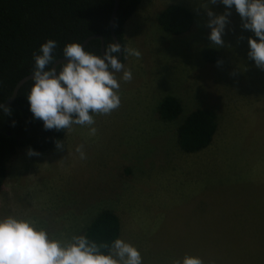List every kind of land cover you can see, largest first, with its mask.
Segmentation results:
<instances>
[{
	"label": "rangeland",
	"instance_id": "obj_1",
	"mask_svg": "<svg viewBox=\"0 0 264 264\" xmlns=\"http://www.w3.org/2000/svg\"><path fill=\"white\" fill-rule=\"evenodd\" d=\"M206 3L143 0L124 27L126 48L142 55L123 60L130 82L117 74L121 106L94 117L95 136L87 126L66 130L63 151L17 150L0 190V219L33 220L67 241L108 209L119 219V239L140 251L143 264L185 255L204 264H264V70L247 56V40L256 38L234 8L224 47L212 45ZM168 5L192 13L188 33L172 36L158 26ZM207 50L216 52L215 63L205 60ZM166 97L181 104L171 122L158 114ZM197 109L214 113L218 128L206 149L187 154L178 128Z\"/></svg>",
	"mask_w": 264,
	"mask_h": 264
},
{
	"label": "clouds",
	"instance_id": "obj_2",
	"mask_svg": "<svg viewBox=\"0 0 264 264\" xmlns=\"http://www.w3.org/2000/svg\"><path fill=\"white\" fill-rule=\"evenodd\" d=\"M222 4L223 14L208 10V5ZM235 9L241 19V27L253 33L256 39L248 38L247 56L257 68L264 70V0H207L206 27L211 31L208 39L217 48L224 47L222 39L231 10ZM243 39V37H240ZM58 44L48 40L33 53L32 86L27 94L29 111L34 119L43 122V129L65 131L73 126H87L89 135L95 136L97 129L94 117L110 115L121 106L120 80L130 82L132 72L126 69L116 54L124 53L138 60L141 52L134 48H122L120 43H109L102 55L86 52L79 43L63 47L66 62L53 67L57 62L54 52ZM218 64L220 61L217 62ZM6 115L11 110L3 105ZM58 150L64 143L55 141ZM83 145L75 152L81 160L86 159ZM29 156L39 155L32 150ZM0 264H143L140 251L131 244L115 239L111 244H97L85 235H73L61 241L36 226V222L8 216L0 219ZM172 264H204L199 257L185 255Z\"/></svg>",
	"mask_w": 264,
	"mask_h": 264
},
{
	"label": "trees",
	"instance_id": "obj_3",
	"mask_svg": "<svg viewBox=\"0 0 264 264\" xmlns=\"http://www.w3.org/2000/svg\"><path fill=\"white\" fill-rule=\"evenodd\" d=\"M143 0H119L114 21V35L122 48L126 47L124 27L136 13ZM114 0H0V104L12 95L15 85L32 75L33 53L48 40L57 42L54 55L63 59L66 44H82L90 36L103 38L104 49L114 43L109 22ZM158 26L167 34L181 36L193 25V15L179 5H168L157 17ZM101 42L90 41L84 48L95 55L100 53ZM117 55V54H116ZM126 54L122 53V60ZM205 60L217 61L216 52L207 50ZM32 80L18 91L16 99L7 108L11 115L0 109V190L7 176V165L17 150H30L45 154L55 148L65 131L43 129V122L32 117L27 94ZM181 104L174 97L164 98L158 107L159 118L164 122L176 120ZM216 116L209 110L197 109L188 115L178 128V145L187 154L206 149L217 132ZM10 134V136L8 135ZM90 241L111 244L120 236V222L110 210L99 211L83 231Z\"/></svg>",
	"mask_w": 264,
	"mask_h": 264
},
{
	"label": "water",
	"instance_id": "obj_4",
	"mask_svg": "<svg viewBox=\"0 0 264 264\" xmlns=\"http://www.w3.org/2000/svg\"><path fill=\"white\" fill-rule=\"evenodd\" d=\"M118 6H119V0H114V4H113V8L111 11V16H110V22H109V29L112 35V38L114 40V43H118L117 39L114 35V21H115V17L117 14V10H118ZM92 40H99L101 42V47H100V53L101 55L103 54V50H104V42H103V38L98 36V35H94V36H90L87 39H85L83 41V43L81 44L82 47H86L87 44L92 41ZM117 58L121 61L122 60V53L117 54ZM66 62L63 59H59L57 60L56 64L53 65V67H57L60 63ZM32 75L26 76L23 79H21L14 87L13 92L11 97L4 103H1L0 105H3L4 107H9L14 100L16 99L17 93L20 90V88L28 81L32 80L31 79ZM10 136V134H8Z\"/></svg>",
	"mask_w": 264,
	"mask_h": 264
},
{
	"label": "crops",
	"instance_id": "obj_5",
	"mask_svg": "<svg viewBox=\"0 0 264 264\" xmlns=\"http://www.w3.org/2000/svg\"><path fill=\"white\" fill-rule=\"evenodd\" d=\"M252 228H246L247 231H242L241 235H247L248 232H251ZM252 235H255V234H252ZM244 264H249V263H244Z\"/></svg>",
	"mask_w": 264,
	"mask_h": 264
}]
</instances>
